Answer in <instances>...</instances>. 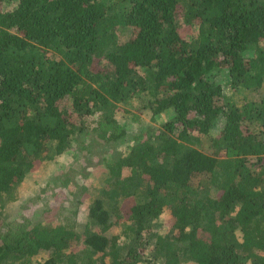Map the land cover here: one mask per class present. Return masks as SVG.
Instances as JSON below:
<instances>
[{
	"label": "trees",
	"instance_id": "trees-1",
	"mask_svg": "<svg viewBox=\"0 0 264 264\" xmlns=\"http://www.w3.org/2000/svg\"><path fill=\"white\" fill-rule=\"evenodd\" d=\"M125 1L111 13L107 0H18L8 12L0 0V264H264V96L237 105L215 82L226 69L232 91L263 85L264 0ZM142 93L152 117H173L105 164L82 232L78 210L57 225L2 220L52 144L62 154L92 116L99 142L124 139L116 114ZM206 178L216 193L200 198Z\"/></svg>",
	"mask_w": 264,
	"mask_h": 264
},
{
	"label": "rangeland",
	"instance_id": "rangeland-1",
	"mask_svg": "<svg viewBox=\"0 0 264 264\" xmlns=\"http://www.w3.org/2000/svg\"><path fill=\"white\" fill-rule=\"evenodd\" d=\"M17 2L18 0H3V11H11L15 8ZM107 6L111 8V13L123 12L129 8L128 2L125 0H107ZM176 24L184 30L186 39L195 37L196 27H185L182 20H179ZM115 29L120 41L127 39L129 36L128 29L121 26H116ZM246 56L247 58H253L254 51H247ZM215 82L221 86L224 98L237 105H241L245 100L259 106L264 96V81L259 89L230 90L226 69H222ZM151 100V94L142 93L121 105V109L116 114V119L125 131L124 139L110 144L99 142L96 139V133L93 132L96 117L92 116L86 119L82 131L75 130L71 137L70 147L62 154L54 155V144H52L46 156L49 158L40 163L39 167L17 187L16 199L4 205L1 214L2 220L4 222H25L30 225L38 223L39 225H57L64 223V217L70 216V210L71 212L78 210L76 229L82 232L88 207L95 198L93 191L105 186L104 181L107 177L105 164L127 153L136 138L144 135L150 129L153 132H159L162 124L172 119L173 114L171 111L152 117L149 107ZM223 122L221 118L216 120L209 134L200 138L197 145L200 150L209 144L211 138L220 133ZM250 126H252L255 133L260 132L258 122H253ZM254 162V160H251L250 164ZM254 173H258L255 168ZM124 174L128 175L129 171ZM67 178L70 180V182L66 180L68 184L64 181ZM203 180L199 197L215 196V187L207 182V178ZM72 220L74 221V214ZM172 222L173 218L166 211L154 224V230L161 235H165L168 233V226ZM121 233V226H117L113 227L107 235L114 236L121 235ZM41 255L35 257V259L41 260L43 258ZM161 263L158 262L157 264Z\"/></svg>",
	"mask_w": 264,
	"mask_h": 264
}]
</instances>
